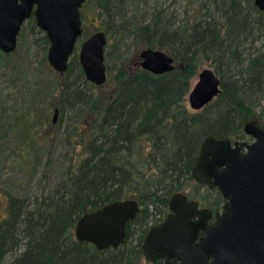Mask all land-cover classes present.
Instances as JSON below:
<instances>
[{
  "label": "trees",
  "instance_id": "16d2710c",
  "mask_svg": "<svg viewBox=\"0 0 264 264\" xmlns=\"http://www.w3.org/2000/svg\"><path fill=\"white\" fill-rule=\"evenodd\" d=\"M85 5L108 38L103 85L86 78L79 45L66 72L53 70L50 41L34 14L18 37L19 42L29 34L56 76L49 106L60 110L59 123L46 114L43 120L62 136L67 159L53 187L33 200L6 193L0 264H162L148 261L142 244L161 221L149 227L152 217L169 213L173 195L187 193L213 212L221 209L220 191L200 193L192 174L204 140L211 135L251 140L245 125L254 119L264 123V45L254 47L264 35V11L254 0H200L182 19L170 7L150 6V0H85ZM89 36L83 30L79 41ZM149 47L170 54L175 69L161 75L143 69L140 51ZM206 66L221 78L222 92L195 111L188 96ZM128 199L139 203V211L126 225L123 244L99 250L76 239L82 216Z\"/></svg>",
  "mask_w": 264,
  "mask_h": 264
},
{
  "label": "water",
  "instance_id": "95a60500",
  "mask_svg": "<svg viewBox=\"0 0 264 264\" xmlns=\"http://www.w3.org/2000/svg\"><path fill=\"white\" fill-rule=\"evenodd\" d=\"M264 11V0H254ZM85 0H0V49L5 54L17 49L24 23L34 14L36 23L50 41L47 60L58 73L66 72L71 56L83 35L81 8ZM104 30L85 39L79 60L86 78L99 86L107 81ZM140 66L161 75L175 69L174 58L159 48H144ZM221 78L214 69L200 70L188 103L201 111L222 92ZM60 110L54 111L56 123ZM253 140L234 141L208 136L200 149L192 174L199 184L218 188L225 203L223 212L199 208L197 200L177 193L170 200L171 212L153 227L143 241L148 261L163 264H264V123L254 119L245 125ZM139 211V203L128 199L107 204L87 213L76 224L79 241L99 250L117 248L126 241V225ZM204 231L205 235H199Z\"/></svg>",
  "mask_w": 264,
  "mask_h": 264
},
{
  "label": "rangeland",
  "instance_id": "374dc122",
  "mask_svg": "<svg viewBox=\"0 0 264 264\" xmlns=\"http://www.w3.org/2000/svg\"><path fill=\"white\" fill-rule=\"evenodd\" d=\"M199 1L150 0V6L170 7L182 19L193 13ZM81 13L84 31L91 36L101 30V22L96 20L95 12L89 6L83 5ZM82 41L77 45L81 46ZM263 45L264 35L254 47L257 49ZM256 49L252 46V50ZM46 65L43 54L32 44L26 32L21 36L14 55L7 57L0 49V219L6 214L7 192L28 195L33 200L37 194L53 187L58 169L67 159L62 136L56 137L57 131L45 123V114L49 120L54 116L55 109H50L49 100L56 79ZM109 88L110 85L99 91ZM65 125L63 122L61 131ZM199 192L204 194L206 189L201 186ZM163 219V215L157 214L148 226ZM12 259L9 256L7 263Z\"/></svg>",
  "mask_w": 264,
  "mask_h": 264
},
{
  "label": "flooded vegetation",
  "instance_id": "af4514ba",
  "mask_svg": "<svg viewBox=\"0 0 264 264\" xmlns=\"http://www.w3.org/2000/svg\"><path fill=\"white\" fill-rule=\"evenodd\" d=\"M250 137V136H249ZM253 139L251 138V140H244V141H246V142H251ZM235 141H237V140H235ZM238 141H241V140H238ZM232 142H234V140H232ZM242 142V141H241ZM196 182V181H195ZM197 183V182H196ZM197 184H199V183H197ZM199 185H202L205 189H218V188H209L207 185H205V184H199ZM219 190V189H218ZM220 191V190H219ZM221 193V209L219 210V211H216V212H213L212 210V212H213V217H212V219L210 220V222H212L213 221V219H214V215L217 213V212H223V206H224V203H225V198H224V196H223V194H222V192H220ZM186 195H187V197H188V200H192V199H194V200H197L198 202H199V208L200 209H202V208H208V207H206V206H204V205H202V203L198 200V199H195V198H191L187 193H185ZM169 209H170V203H169ZM210 209V208H209ZM171 212V210L169 211V213ZM169 213L167 214V216L169 215ZM167 216L163 219V221L162 222H164L165 221V219L167 218ZM162 222H160V223H157V224H155V226H157V225H159V224H161ZM155 226H153V227H155ZM152 229V228H151ZM206 233L204 232V231H200L199 232V235H205ZM127 237V236H126ZM156 262H162V264L164 263V261L162 260V259H160V260H157V261H155V262H153V263H156Z\"/></svg>",
  "mask_w": 264,
  "mask_h": 264
}]
</instances>
